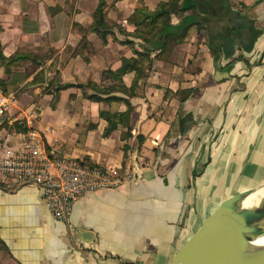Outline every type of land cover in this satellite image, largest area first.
I'll return each mask as SVG.
<instances>
[{"label":"crops","instance_id":"crops-1","mask_svg":"<svg viewBox=\"0 0 264 264\" xmlns=\"http://www.w3.org/2000/svg\"><path fill=\"white\" fill-rule=\"evenodd\" d=\"M143 1L153 8L160 0ZM193 1L200 27L156 58L135 96L112 92L134 108L125 152L118 129L103 135L106 121L99 113L124 111L126 104L105 102L119 106L98 108L95 103L104 101L86 97L93 92L87 83H107L101 72L117 69L122 57L133 55V47L155 57L160 46L134 38L133 47L121 43L126 36L115 26L103 44L87 29L98 0H0L5 57L0 81L18 98L0 118V155L5 147L17 146L26 130L16 124L24 128L26 117L36 111L39 116L27 130L38 129L49 147L53 140L47 129L53 128L60 157L130 170L120 187L85 193L62 220L52 216L37 187L0 174V264H168L220 199L264 183V0ZM221 1L254 18L263 34L249 55L237 52L219 62L221 68L233 67L215 81L206 24H216L210 9ZM105 2L114 3L107 8L111 24L131 30L126 19L136 0ZM184 23L183 17L172 18L173 25ZM15 55L30 58L10 63ZM33 59L39 63L35 69ZM26 71L31 72L24 76ZM57 81L85 87L61 90L52 106ZM131 81L132 74L123 76L126 86ZM214 193L219 200H212Z\"/></svg>","mask_w":264,"mask_h":264},{"label":"trees","instance_id":"trees-1","mask_svg":"<svg viewBox=\"0 0 264 264\" xmlns=\"http://www.w3.org/2000/svg\"><path fill=\"white\" fill-rule=\"evenodd\" d=\"M116 1L117 0H115V2ZM136 2L137 5L126 19L127 23L131 26V30H127L126 27L119 24H111V21L107 17V8L114 7V3L108 4L105 0H98V4L92 13V21L87 28L88 32L90 31L99 36L103 44L107 42L108 36L112 34V27L115 26L126 36L125 40L119 41L121 43L133 47L134 41L131 40V38H134L140 39L146 44L156 42L160 46V51L155 57H151L146 51L137 50L133 47V55L130 57H122L121 65L117 69H105L101 72L102 78L109 80L107 83L96 84L92 81L87 83V87L93 91L86 95L88 99L109 103L123 101L126 104V109L124 111L101 110L99 113V116L106 121L103 135L107 136L112 131L118 129L120 131V139L123 142V150L125 152L130 149L128 141L132 137L133 129L131 119L134 108L128 98L135 96V89L138 87V82L145 79L149 72L154 69L155 60L159 59L163 52L182 43L189 29L192 27H200L195 18L196 4L193 0H160L153 8L148 7L143 0H136ZM173 17H183L185 18V23L182 25H173ZM89 44L90 42H88L86 46ZM28 58L30 57L27 55H15L8 58V61L10 63H18L19 61ZM0 59L5 60L1 50ZM33 60L35 61V69L39 63L36 59ZM30 72L31 71H26L24 76H27ZM126 74H132L130 86H126L123 83V76ZM4 82L5 81L3 80L0 81V87L6 92L7 89L5 86L6 84H3ZM73 86L84 88L85 84H72L57 81L52 87L54 92L52 106H54L57 101L61 90ZM48 88L49 87H47V89ZM114 91L121 92L128 98L116 96L112 93ZM16 126L17 130L25 131L27 129L18 124H16ZM136 137L139 141L142 140L141 135H137ZM79 163L90 168H102L101 165L87 163L85 161H80Z\"/></svg>","mask_w":264,"mask_h":264},{"label":"water","instance_id":"water-1","mask_svg":"<svg viewBox=\"0 0 264 264\" xmlns=\"http://www.w3.org/2000/svg\"><path fill=\"white\" fill-rule=\"evenodd\" d=\"M210 11L216 18V24L210 27L206 24V30L213 56V79L219 81L227 77L233 67V63H230L221 68L219 62L228 61L237 52L243 56L249 55L263 34V29L255 26L254 18L234 9L228 1H221L219 6ZM186 129L184 127L181 133ZM250 149L251 145L247 152ZM210 188L211 184L207 189L206 202ZM262 188L264 183L244 188L220 199L183 239L168 264H199L203 257L199 252L203 239L216 224L231 219H241V225L225 264H264V243H256L259 238L264 237V195L255 205H243L247 197Z\"/></svg>","mask_w":264,"mask_h":264},{"label":"built area","instance_id":"built-area-1","mask_svg":"<svg viewBox=\"0 0 264 264\" xmlns=\"http://www.w3.org/2000/svg\"><path fill=\"white\" fill-rule=\"evenodd\" d=\"M18 104L15 92L0 90V118ZM39 113H29L23 123L29 127ZM22 123V122H20ZM53 145H45L38 129L28 128L20 134L17 146H7L0 155V174L19 184H30L41 191L42 200L56 219L62 220L74 202L89 191L117 188L130 179V170L107 164L90 168L60 157L55 143L56 131L48 128Z\"/></svg>","mask_w":264,"mask_h":264},{"label":"bare ground","instance_id":"bare-ground-1","mask_svg":"<svg viewBox=\"0 0 264 264\" xmlns=\"http://www.w3.org/2000/svg\"><path fill=\"white\" fill-rule=\"evenodd\" d=\"M263 195L264 188L247 197L243 205L246 207L255 205ZM240 225L241 219H231L211 228L200 245L199 252L203 257L199 264H225L233 249ZM256 243H264V237L259 238Z\"/></svg>","mask_w":264,"mask_h":264},{"label":"rangeland","instance_id":"rangeland-1","mask_svg":"<svg viewBox=\"0 0 264 264\" xmlns=\"http://www.w3.org/2000/svg\"><path fill=\"white\" fill-rule=\"evenodd\" d=\"M147 3H152V1L151 0H145ZM131 3H132V1H130ZM169 54V53H168ZM168 57H169V55L166 57V61H167V63H166V68H165V70H164V73H166V70H167V68H168V65L170 64V62L168 61ZM95 105H97L98 106V108H101V109H103V108H115V107H118L119 105H114V104H112V105H109L108 103H105V102H101V103H95ZM228 193V192H227ZM213 199H217V200H219L220 199V197H219V195L216 193H214L213 194V197H212V200ZM201 213V212H200ZM199 216V214H197V217ZM191 228H193V227H191Z\"/></svg>","mask_w":264,"mask_h":264}]
</instances>
